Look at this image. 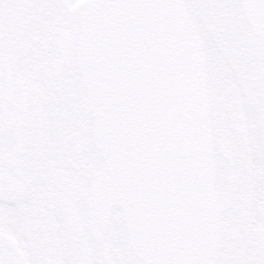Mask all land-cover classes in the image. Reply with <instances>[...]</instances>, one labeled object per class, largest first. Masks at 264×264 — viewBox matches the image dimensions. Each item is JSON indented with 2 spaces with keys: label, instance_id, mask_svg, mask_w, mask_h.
<instances>
[{
  "label": "snow or ice",
  "instance_id": "6c2138e0",
  "mask_svg": "<svg viewBox=\"0 0 264 264\" xmlns=\"http://www.w3.org/2000/svg\"><path fill=\"white\" fill-rule=\"evenodd\" d=\"M0 264H264V0H0Z\"/></svg>",
  "mask_w": 264,
  "mask_h": 264
}]
</instances>
